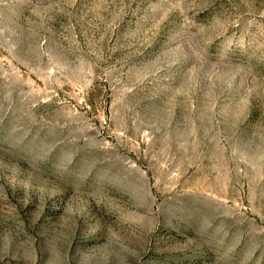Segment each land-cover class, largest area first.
Here are the masks:
<instances>
[{
  "label": "rangeland",
  "instance_id": "374dc122",
  "mask_svg": "<svg viewBox=\"0 0 264 264\" xmlns=\"http://www.w3.org/2000/svg\"><path fill=\"white\" fill-rule=\"evenodd\" d=\"M0 264H264V0H0Z\"/></svg>",
  "mask_w": 264,
  "mask_h": 264
}]
</instances>
